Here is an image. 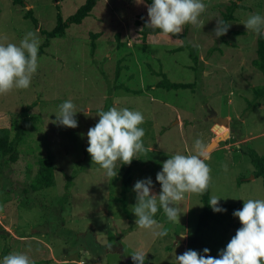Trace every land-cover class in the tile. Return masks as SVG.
Returning a JSON list of instances; mask_svg holds the SVG:
<instances>
[{
	"label": "rangeland",
	"instance_id": "1",
	"mask_svg": "<svg viewBox=\"0 0 264 264\" xmlns=\"http://www.w3.org/2000/svg\"><path fill=\"white\" fill-rule=\"evenodd\" d=\"M146 1L99 0L79 24L65 29L63 37L48 41L38 56L39 66L29 88L0 95V128L8 129L11 137L15 133L12 126L25 123L15 162L4 165L0 158V229L8 234L0 231V261L10 253H24L34 264H56L51 255L65 259L58 264H134L131 255L142 251L147 253L145 264H176L175 255L184 252V241L201 208L199 194H186L176 205L181 213L178 222L169 221L163 210L157 214L158 224L168 232L157 237L154 232L159 229H141L135 224L134 184L150 177L158 194L156 174L167 158L192 153L198 138L207 147L214 135L226 131L228 138L202 157L211 169L209 197L219 198L218 206L239 204V209L243 201L264 199L261 178L252 173L246 155L249 151L264 155V96L256 99L253 93L261 88L263 78L251 65L258 34L243 26L248 14L264 15V0H203V27L186 25L181 33L197 48L195 71L186 50L172 52L181 41L156 34L142 42L134 22L138 16L147 22ZM82 2L23 0L20 7L11 0H0V42L19 44L26 32L34 31L42 44L44 38L38 30H51L56 12L65 19ZM231 2L242 6L227 22L238 34L226 33L220 40L213 30ZM27 10L37 20L38 29L23 19ZM89 34L98 37L91 40ZM115 35L121 48H116ZM118 60L119 74L114 77ZM157 72L170 82L192 86L157 89ZM116 85L139 92L126 93L114 89ZM69 99L77 111L74 129L53 123L59 105ZM110 107L138 110L145 118L140 127L145 130L146 152L137 154L130 165L117 161L115 178L84 158L87 131L98 121V112ZM22 109H26L24 115ZM211 113L226 118L231 128L212 129ZM45 157L53 165V185L32 192L28 184L38 168L36 160ZM223 164H227L226 171ZM127 168L131 181L124 213L117 198ZM67 177L72 178L65 189ZM240 227L239 223L228 229L219 252ZM181 236L183 243L179 242Z\"/></svg>",
	"mask_w": 264,
	"mask_h": 264
},
{
	"label": "clouds",
	"instance_id": "2",
	"mask_svg": "<svg viewBox=\"0 0 264 264\" xmlns=\"http://www.w3.org/2000/svg\"><path fill=\"white\" fill-rule=\"evenodd\" d=\"M141 2V0H137ZM206 11L203 0H151L147 5V23L145 26L167 37L180 35L186 25H204L201 15ZM230 24L216 20L213 34L219 38L227 33ZM243 26L258 35L264 34V15L248 14ZM41 39L34 31L24 34L19 44L0 42V95H6L13 89L30 87L32 77L38 69V52ZM76 106L71 99L59 105L58 116L53 123L74 129L78 126L75 119ZM98 122L87 131V153L93 163L105 170L109 177H116V163L130 165L137 154L146 149L143 144L145 130L144 115L138 110L110 107L97 114ZM205 146L202 139H196L193 152L176 153L162 163V170L156 174L160 185L159 193L153 191L152 179L137 180L133 191L136 203L132 213L135 224L141 229H159L154 234L163 237L168 234L154 218L162 209L167 219L178 222L180 211L176 205L185 199L186 194H203L211 183V169L204 156ZM222 168L226 171L227 164ZM220 199L209 198L213 212H224L218 206ZM233 216L241 227L227 243L218 256L209 255L205 248L203 254L188 249L175 255L176 264H264V199L243 201L242 209L235 210ZM183 238V236H181ZM145 252L136 251L131 255L134 264H145ZM0 264H34L24 253L5 255Z\"/></svg>",
	"mask_w": 264,
	"mask_h": 264
},
{
	"label": "trees",
	"instance_id": "3",
	"mask_svg": "<svg viewBox=\"0 0 264 264\" xmlns=\"http://www.w3.org/2000/svg\"><path fill=\"white\" fill-rule=\"evenodd\" d=\"M98 1L99 0H83V2L76 8V10L65 19H62L59 12H56L54 27L49 31H44L41 29L38 30V33L44 38L43 43L39 47L38 56L42 54V49L48 45L47 43L50 39L63 37L65 34V29L69 25L79 24L84 18H86L90 14L91 10L94 8V6ZM11 3L13 5L23 7V0H11ZM146 3L147 5H150L151 0H147ZM241 8L242 6L236 4L235 2H231L228 6L225 7L224 12L221 13L220 20H223L225 23L233 20L232 17L233 11ZM22 17L23 19H28L33 25L34 29L36 28L37 20L32 16L31 10L24 11ZM138 17L139 18L137 19V21L134 22V25L139 26L138 34L142 42L145 40L147 36L160 34L159 30H154L152 28L145 26L147 22L141 16ZM227 33L234 35L237 34L238 32H233L228 30ZM89 36L90 38H92L91 40H94V38L96 39L98 37L96 34H89ZM223 36L219 37V39L221 40ZM171 38L182 42L172 52L186 50L187 57L194 66V67L190 66V68L192 67L191 69L195 71V68L199 62L197 48L191 46L185 41L184 34H180L178 36H172ZM115 39H116V48H121L123 44L118 42V35H115ZM90 46L92 50L93 43H90ZM255 46H256L255 58L251 61V65L261 74L263 78V85L261 86V88H259L258 90L253 89L255 98L258 99L261 96H264V35L260 34L257 36ZM120 61L121 60H118L115 64L114 77H117L119 74ZM156 75L160 78L159 81L155 83L154 86L157 89H161L165 91H169V90L175 91V90H184L187 88L190 89L192 86V83L170 82L165 78L164 74L161 72H157ZM114 89H122L124 92L132 93V94L133 93L138 94L139 92V91H131L122 85H116ZM108 93H110L109 90ZM28 108L30 107H26V109ZM26 109L21 110L22 115L25 114ZM23 122H26V119H24ZM97 122H95V124ZM24 127H25V123H22L19 126L18 125L12 126L13 132L15 133H13L11 137H9L8 129L0 128V158L3 160L2 163H4V165L6 164L8 165L10 163L15 162L17 158L16 146L18 145L19 142L23 140ZM229 128L231 127L229 126ZM87 147L88 144L86 146V149ZM86 149L84 150L85 162L91 159ZM246 155L249 158V162L251 166L255 170L253 171L255 173L254 176L255 177L259 176L261 178L262 188L264 189V155H262L263 157H258L254 151H249L246 153ZM36 163L38 168L34 174V177L31 179L30 183L28 184V187L32 192H36L44 188L51 187L53 185V165L50 159L46 157L39 158L36 160ZM76 173L77 171H74L72 173V176H74ZM129 173H130L129 168L125 169L120 182L119 198H117V202L121 204L124 213H127L125 208L126 206L125 194L128 192V186L131 181V177ZM70 178L72 177H67L65 189H67L69 186ZM65 195H67V193H65ZM209 198L210 197L208 195V190L203 194H199V202L201 204V208L195 217V222L193 223L191 234L188 237L186 236L185 248L186 250L188 249L196 250L200 254H203V250L207 248L209 249V255L216 257L218 256V252L224 244L228 229L230 227L239 226V220L233 216V212L235 210H238L240 205L239 204L220 205L219 207L225 209L226 211L213 212L208 204ZM161 211L162 209H160L157 212V214ZM157 214L154 217L156 220L158 218ZM234 220L236 222H233ZM0 231L4 235H8L7 232L3 231L2 229H0Z\"/></svg>",
	"mask_w": 264,
	"mask_h": 264
},
{
	"label": "water",
	"instance_id": "4",
	"mask_svg": "<svg viewBox=\"0 0 264 264\" xmlns=\"http://www.w3.org/2000/svg\"><path fill=\"white\" fill-rule=\"evenodd\" d=\"M212 115V123L214 124V128L220 129L222 128H227L228 127V121L226 120V118L223 117H215L214 113H211ZM228 136L227 131L224 132V135H219V136H215L213 138V140L208 144V146L206 147L205 151L209 150L211 147L215 146V144L219 141H221V139H226ZM180 242H183L184 239L183 238H179Z\"/></svg>",
	"mask_w": 264,
	"mask_h": 264
},
{
	"label": "crops",
	"instance_id": "5",
	"mask_svg": "<svg viewBox=\"0 0 264 264\" xmlns=\"http://www.w3.org/2000/svg\"><path fill=\"white\" fill-rule=\"evenodd\" d=\"M229 31H231L230 29H229ZM233 32H236V31H233ZM230 34V33H229ZM238 34V33H237ZM230 35H232V34H230ZM235 35V34H234ZM216 115V114H215ZM217 116V115H216ZM218 117V116H217ZM225 117H227V118H229V116L228 115H225ZM177 123H178V120L176 121ZM175 122V123H176ZM188 123V122H187ZM177 125H179V124H177ZM180 125H181V123H180ZM182 127H183V124H182ZM181 128V127H180ZM214 127H212V129H213ZM210 130V129H209ZM228 130H229V126H228ZM213 133V132H212ZM214 135V134H213ZM214 137H215V135H214ZM213 137V138H214ZM228 138V137H227ZM211 141H209L208 142V144L210 143ZM207 144V145H208ZM206 147V146H205ZM258 157H260V156H262V155H257ZM255 171V170H254ZM252 173H253V171H252ZM253 177V176H252ZM252 177H251V179H252ZM254 178V177H253ZM180 242V241H179ZM180 243H183V242H180ZM183 251H186V248H185V241H184V245H183ZM50 259L53 261V263H56V264H58V263H60V262H64L65 261V259H62V260H57V259H53V257H52V255L50 256ZM59 261V262H58ZM68 260H66V262H67ZM68 262H71V261H68ZM95 264H97V263H95Z\"/></svg>",
	"mask_w": 264,
	"mask_h": 264
}]
</instances>
